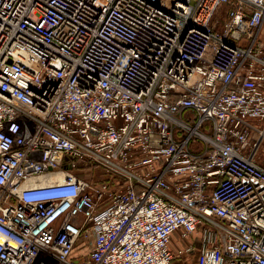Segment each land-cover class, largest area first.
<instances>
[{
  "label": "built area",
  "instance_id": "1",
  "mask_svg": "<svg viewBox=\"0 0 264 264\" xmlns=\"http://www.w3.org/2000/svg\"><path fill=\"white\" fill-rule=\"evenodd\" d=\"M263 25L264 0H0V264H264Z\"/></svg>",
  "mask_w": 264,
  "mask_h": 264
},
{
  "label": "rangeland",
  "instance_id": "2",
  "mask_svg": "<svg viewBox=\"0 0 264 264\" xmlns=\"http://www.w3.org/2000/svg\"><path fill=\"white\" fill-rule=\"evenodd\" d=\"M227 9L228 7L225 6L223 8H221L219 10V12L217 13V19L219 20V23H218V28L220 27L221 28V25L223 24L222 22L224 21V18H225V14L227 12ZM261 157L264 159V154L263 152L260 153ZM92 245V238H90L87 243L85 245H83L80 249V252L83 253V254H87L90 250V247Z\"/></svg>",
  "mask_w": 264,
  "mask_h": 264
},
{
  "label": "crops",
  "instance_id": "3",
  "mask_svg": "<svg viewBox=\"0 0 264 264\" xmlns=\"http://www.w3.org/2000/svg\"><path fill=\"white\" fill-rule=\"evenodd\" d=\"M262 33H263V37H264V25H263V27H262Z\"/></svg>",
  "mask_w": 264,
  "mask_h": 264
},
{
  "label": "bare ground",
  "instance_id": "4",
  "mask_svg": "<svg viewBox=\"0 0 264 264\" xmlns=\"http://www.w3.org/2000/svg\"><path fill=\"white\" fill-rule=\"evenodd\" d=\"M58 180H61V177H57V178H56V181H58Z\"/></svg>",
  "mask_w": 264,
  "mask_h": 264
}]
</instances>
